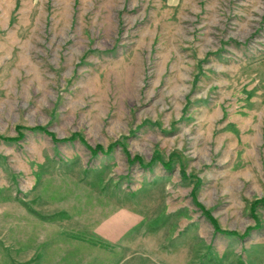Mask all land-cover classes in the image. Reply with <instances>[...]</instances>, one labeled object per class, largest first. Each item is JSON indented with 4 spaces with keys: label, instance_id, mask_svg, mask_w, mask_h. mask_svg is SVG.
<instances>
[{
    "label": "rangeland",
    "instance_id": "rangeland-1",
    "mask_svg": "<svg viewBox=\"0 0 264 264\" xmlns=\"http://www.w3.org/2000/svg\"><path fill=\"white\" fill-rule=\"evenodd\" d=\"M262 199L264 0H0V264H264Z\"/></svg>",
    "mask_w": 264,
    "mask_h": 264
},
{
    "label": "trees",
    "instance_id": "trees-1",
    "mask_svg": "<svg viewBox=\"0 0 264 264\" xmlns=\"http://www.w3.org/2000/svg\"><path fill=\"white\" fill-rule=\"evenodd\" d=\"M21 130V128H19L18 129V132ZM30 131H44V132H46V130L44 129V128H42V127H38V128H33V129H31ZM47 133V132H46ZM19 137H22L21 136V134H20V136ZM18 137V138H19ZM17 138V139H18ZM20 139V138H19ZM13 140H14V138H13ZM11 141H12V139H11ZM114 149V146L113 145H110L109 147H108V152H112V150ZM100 151H105L104 150V148L102 147V146H100V145H98V146H96V148L95 149H92V152H94V153H98V152H100ZM91 152V153H92ZM93 155H98V154H93ZM139 161H141L139 158H137ZM160 158L158 157V156H154L153 157V160L150 162V166H152V165H154L155 164V162L156 161H158ZM171 166V164L170 163H168V164H166V166H165V168L166 167H170ZM166 169H168V168H166ZM193 194H194V192H193ZM260 203H264V199H262V200H258V201H256L254 204H253V209L257 206V205H259ZM198 206H199V208L200 209H202V211L204 212V214L209 218V220L212 222V224H213V226H214V228H215V232L216 233H223V234H225V235H227V236H235V235H237L235 232H232V231H223V230H221L220 229V227H219V225H218V223H217V221L210 215V213H208L200 204H198Z\"/></svg>",
    "mask_w": 264,
    "mask_h": 264
}]
</instances>
